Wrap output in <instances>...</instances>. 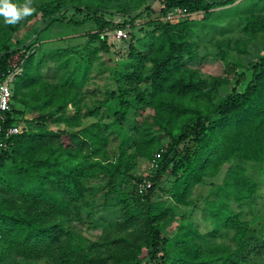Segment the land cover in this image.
Returning <instances> with one entry per match:
<instances>
[{
  "label": "trees",
  "instance_id": "16d2710c",
  "mask_svg": "<svg viewBox=\"0 0 264 264\" xmlns=\"http://www.w3.org/2000/svg\"><path fill=\"white\" fill-rule=\"evenodd\" d=\"M111 1L50 0L39 10L44 23L59 20L74 10V14H84L79 19L73 14L74 23L94 18L98 33L103 34L105 30L125 28L154 3L117 0L120 3L113 11L105 5ZM158 1L164 18L156 19L158 26L152 31L151 51L137 52L131 69L124 73L126 82L133 84L140 82L147 63L152 66L151 88L140 91L135 99L142 112L153 108L155 114L142 120L137 117L142 114L126 95L131 90L129 85L125 91L114 90L110 100H105L107 104L117 102V123L98 121L81 126L74 87H68L67 80L61 86L43 81L34 68L32 49L41 29L32 28L26 38L12 42L20 23L38 13L23 17L17 25L7 27L0 23V81L12 69L15 54H20L16 63L23 68L13 81L12 111L7 114L5 125H13L17 120L15 99L27 104V98L33 97L42 101L41 106L57 103L49 114L37 112L36 119L43 122L37 131L17 133L11 136L8 148H0V264H249L253 237L249 236V222L241 216L243 206L255 200L258 185L244 167L230 166L214 192L215 198L207 200L215 227L209 234L189 227L170 239L163 237L173 210L165 201H155L153 194L171 166L176 175L171 197L178 203L190 204L196 186L216 177L233 158L264 162V15L252 13L243 17L244 32L263 41L262 51L249 67L250 81L238 80L240 88L221 95L217 85L223 79H217L216 85L210 83L188 64L196 57L193 35L199 19H169L168 14L181 9L212 15L213 8L231 5L236 0ZM116 16L121 19L118 23L113 20ZM228 41L226 48L220 44L221 58L226 59L230 48L238 53L247 51L245 38ZM103 45L106 47L105 42ZM69 103L76 106L73 114L67 113ZM96 111L99 112L98 106ZM53 115L64 117L65 128L45 126L47 118ZM113 124L123 142L115 161L99 156H108L104 151L109 142L107 129ZM152 127L170 137L167 145L162 146ZM124 145L136 147L139 155L155 159V174L137 180L135 204H125L121 220L113 222V231L90 239L78 227L86 223L82 222L81 213L88 211L93 215V209L99 204L106 206V201L92 198L85 180L104 175L113 184L108 192L114 191L117 176L129 173L137 154L128 153ZM181 148L185 149L184 154ZM146 178L152 185L140 192L138 185ZM108 196L106 193L105 197ZM222 229L226 230L223 234L231 235L229 242L219 240L225 237L220 234Z\"/></svg>",
  "mask_w": 264,
  "mask_h": 264
},
{
  "label": "rangeland",
  "instance_id": "374dc122",
  "mask_svg": "<svg viewBox=\"0 0 264 264\" xmlns=\"http://www.w3.org/2000/svg\"><path fill=\"white\" fill-rule=\"evenodd\" d=\"M48 1L50 0H9L10 3L16 4L18 7L27 4L35 9L32 14L38 13L20 23L13 33L12 42L15 43L19 39L26 38L32 33V28L41 29L38 41L32 49L35 55L34 68L43 81L61 86L67 80L66 85L74 87L72 92L75 97L77 96L74 99L81 111L80 125L90 126L98 121H103L104 124L117 123L115 122V114L119 111L115 106L117 102L113 101L111 104H107L105 100L107 98L110 100V95L114 90L125 91V88L128 89L130 86L131 90L126 95L134 108L142 114L137 117L142 120V118L145 119L149 115L155 114L153 108H147L142 112V106L137 105L138 102L135 99L140 91L143 92L151 88V64L147 63L143 67L140 82L135 81L133 84L126 82L124 73L131 69L134 55L137 52L149 53L151 51L152 31L158 26L156 19L164 18L159 12V1L154 0L151 9L144 10L133 23L122 28L126 32V36L122 38L118 37L115 29L105 30L103 34H99L98 24L94 18H84L81 23H74L71 20L74 10L59 20L44 23L39 7ZM119 3V1L113 0L105 5L116 11ZM213 10L212 15H206L205 11L188 13L186 10L175 9L168 15H171V18L187 16L199 19L196 24L197 32L193 35L196 57L188 61V64L210 83L214 82L216 85L217 79H223V82L217 87L219 93L225 95L240 88V83L248 82L251 79L249 67L256 60L257 54L262 51L263 41L261 37L252 39L248 33L244 32L243 17L252 13L264 15V0H236L231 5L216 7ZM74 15L76 19L84 16L77 12ZM113 20L118 23L121 19L116 16ZM19 21L12 25H17ZM0 23L3 26L9 24L5 23L3 15H0ZM237 38H245L248 41L246 52L238 53L230 48L226 59L218 56V52L221 51L220 44L226 48L224 45L229 42L228 40ZM104 42L106 47L103 45ZM19 58L20 54H15L14 62H17ZM75 80L77 83H74ZM27 100V104L21 100H13V107L16 109L15 117H17L13 124L18 126L20 133L26 130L37 131L43 123L36 119L37 112L49 114L57 107L56 102L48 106H41L42 101H37L33 97H28ZM97 106L99 112L96 111ZM75 111L74 103H69L67 113L73 114ZM129 122L126 124L128 125ZM65 125L64 117L56 115L48 117L45 122V126L52 129H63ZM77 127L79 129V126ZM151 129L156 137L161 138L162 146L168 144L170 137L163 130L157 127ZM107 133H109V142L104 151L108 156L105 154H99V156L101 159L109 158L115 161L121 152L122 134L115 130L114 124L112 128L107 129ZM127 145L124 146L127 147L128 153H137L136 147L130 148ZM189 145H193V143L190 142ZM181 150L184 154L185 149L181 148ZM233 165L244 167L247 175L258 185L255 200L251 204L243 206L241 217L249 222L251 227L249 236L253 237L249 264H264V162L246 161L240 157L233 158L226 163L216 177L209 178L196 186L190 196V200H192L190 204L178 203L171 197L176 175L172 172V166L169 167L153 194L155 201H165L166 206L173 210V215L164 227L162 235L170 239L177 232L187 231L189 227L197 228L203 234L212 233L215 227L207 209V200L215 198V190L223 183L228 168ZM156 167L151 158L143 157L137 153L131 161L129 173L117 176L116 188L111 192L108 191L113 184H109L108 178L104 175L86 178L85 183L88 186L89 195L101 203L106 201V206L99 204L93 209V215L88 211L81 213L82 222L86 223H81L78 227L83 233L90 239L96 240L102 235L104 236L105 232L113 231L116 227L113 222L121 220L120 216L127 208L125 204L128 203L130 206L135 204L137 195L134 185L137 180L140 177L154 175ZM106 193H109L107 198L105 197ZM232 204L238 210L237 204L235 202ZM225 232V229L220 231V234L225 237H219V240L229 242L231 235L223 234ZM142 254L145 255L146 251Z\"/></svg>",
  "mask_w": 264,
  "mask_h": 264
},
{
  "label": "built area",
  "instance_id": "2783aa9c",
  "mask_svg": "<svg viewBox=\"0 0 264 264\" xmlns=\"http://www.w3.org/2000/svg\"><path fill=\"white\" fill-rule=\"evenodd\" d=\"M171 18V15H168ZM116 34L118 37L122 38L126 36V32L122 28L115 29ZM22 65L17 64L14 62L12 64V69L6 74V76L0 81V148H8L10 145L9 140L11 136L20 133V130L17 125H9L6 126V121L8 119V113L11 111L12 108V97H13V81L15 80L16 76L21 74L22 72ZM160 154H157V158ZM155 159L153 160V164L156 165ZM152 185V182L148 179H145L141 183H139L138 188L140 192L147 190Z\"/></svg>",
  "mask_w": 264,
  "mask_h": 264
},
{
  "label": "clouds",
  "instance_id": "9594fccd",
  "mask_svg": "<svg viewBox=\"0 0 264 264\" xmlns=\"http://www.w3.org/2000/svg\"><path fill=\"white\" fill-rule=\"evenodd\" d=\"M34 10L27 4L18 7L16 4L10 3L9 0H0V15L4 16L5 23L14 24L24 16L30 15Z\"/></svg>",
  "mask_w": 264,
  "mask_h": 264
}]
</instances>
